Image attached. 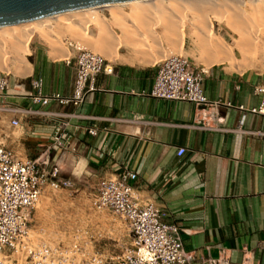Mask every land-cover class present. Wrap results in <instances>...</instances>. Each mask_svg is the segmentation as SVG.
<instances>
[{
	"label": "crops",
	"instance_id": "0c3cea01",
	"mask_svg": "<svg viewBox=\"0 0 264 264\" xmlns=\"http://www.w3.org/2000/svg\"><path fill=\"white\" fill-rule=\"evenodd\" d=\"M125 45L112 44L105 57L112 71L95 77L81 105H40L30 98L31 79L43 80L45 95L70 96L74 50L32 33L22 69L9 75L0 95L6 145L18 159L46 169L56 164L60 177L73 180L135 171L139 199L153 201L165 212L162 220L180 228L188 264H264V116L249 111L260 101L254 86L264 81V66L210 65L204 104L158 99L149 92L163 57L152 60ZM60 117L69 119L75 151L51 149ZM15 118L18 127L10 124ZM91 124L96 135L82 129ZM178 147L186 149L181 156Z\"/></svg>",
	"mask_w": 264,
	"mask_h": 264
},
{
	"label": "built area",
	"instance_id": "2783aa9c",
	"mask_svg": "<svg viewBox=\"0 0 264 264\" xmlns=\"http://www.w3.org/2000/svg\"><path fill=\"white\" fill-rule=\"evenodd\" d=\"M63 43L74 50L71 95H45L43 80L32 78L30 98L33 103L47 105L54 101L79 106L93 89L95 77L112 71L100 53L68 38ZM206 73V68L195 67L187 56L170 54L158 62L149 94L158 99L207 103L203 91ZM9 75V72H0V95L9 87ZM254 92L260 96V101L249 111L264 116V81L254 86ZM238 108L245 111L241 104ZM10 124L18 127V118L11 119ZM69 126V119L65 117H60L53 125L51 149L57 154L75 151V134L69 131ZM82 129L90 135H96L98 130L96 124L82 126ZM185 151L184 147H178L176 154L181 156ZM136 178L135 171L124 170L117 176L102 177L96 184L94 207L118 215L131 234V243L112 260L107 261L97 254L79 260L73 249L34 245L29 239L28 224L44 187L70 188L74 183L70 178L60 177V167L56 164L46 169L35 159H18L0 131V264H188L180 228L174 222L163 221L165 212L153 201L139 199L131 184Z\"/></svg>",
	"mask_w": 264,
	"mask_h": 264
},
{
	"label": "rangeland",
	"instance_id": "374dc122",
	"mask_svg": "<svg viewBox=\"0 0 264 264\" xmlns=\"http://www.w3.org/2000/svg\"><path fill=\"white\" fill-rule=\"evenodd\" d=\"M157 1L161 4L170 3L169 5L175 8L172 6L171 11L158 10L159 12L152 9L146 15L142 14L141 18L132 15L130 2H126L109 8H97L90 16H84L85 12H79L80 24L82 26L89 24L86 25L84 32L81 28L78 30V27L68 29L67 25L62 24L56 18H45L43 28L33 30L32 33L38 32L45 36L54 48L65 50L63 40L68 38L80 42L104 57H111L112 44L116 47L118 40L128 39L126 41L128 48L138 54L154 55L155 57H151L152 60L177 53L187 56L193 63L206 69L220 62H228L230 66L235 65L239 68L264 66V10L263 14L259 15L254 9L256 3L261 0H212L217 5L209 4L207 1L196 2V4L189 2L191 5L182 0ZM113 13H116V21L112 19ZM217 16H220V20L216 18ZM168 17L169 20L175 22L174 26L177 22L179 25L180 21H183L182 44L171 36L172 34L175 36V31L174 33L169 31L172 32L174 29L170 30V27L165 25ZM127 18H132V21L126 22ZM113 20L116 23H113ZM226 20L231 25L226 24ZM208 23L212 26L214 41L216 44L218 42L226 53L228 52L226 55L229 59L225 57L224 60L219 61L218 55L211 52L209 43H214V41L207 39L204 35ZM102 24L111 31V34H107L108 38L100 34ZM175 27L179 31V28ZM114 28H119L122 34L116 36ZM102 38L104 42L101 41ZM2 42L0 72L18 74V71L22 69L24 62L22 58L27 49L22 51L19 46L17 49V46L9 40L3 39ZM236 42L244 45L243 54L238 51L236 45L234 46ZM229 53H231V58ZM71 180L74 184L70 188L44 187L31 213L28 224L29 239L34 245L46 244L73 249L79 260L89 259L97 254L110 261L121 254L123 249L131 243L128 226L122 218L111 211L98 210L94 207L96 181Z\"/></svg>",
	"mask_w": 264,
	"mask_h": 264
},
{
	"label": "bare ground",
	"instance_id": "6f19581e",
	"mask_svg": "<svg viewBox=\"0 0 264 264\" xmlns=\"http://www.w3.org/2000/svg\"><path fill=\"white\" fill-rule=\"evenodd\" d=\"M168 1V0H167ZM180 1V0H179ZM183 2H186V4H192V3H194V4H196V2H205V1H207V3L209 2V4L211 3H214V4H216L217 5V3H215L214 1H212V0H182ZM174 2H176V1H174ZM188 2V3H187ZM190 2V3H189ZM217 2V1H216ZM258 2V1H257ZM260 2L262 3V4H260ZM260 2H258V3H256L257 5H255V7H254V9H255V11L259 14V15H262L263 14V10H264V0H261ZM226 3V2H225ZM123 4V3H122ZM130 6H131V11L130 12H132V15L134 16H140L141 18H142V14H145L146 15V13H148L150 10H152V9H156L157 11L158 10H161V11H171L170 9H171V7L173 6V5H169V4H167V3H165V4H167V5H165V4H161L159 1H157V0H134V1H130ZM190 4V5H191ZM193 4V5H194ZM230 4V3H229ZM116 5H118V4H112V5H108V6H105V7H110V6H116ZM176 5V4H175ZM192 5V6H193ZM221 6V5H220ZM227 6V5H226ZM174 7V6H173ZM103 8V7H102ZM175 8V7H174ZM221 8V7H220ZM96 9L97 8H84V9H79V10H75V11H71V12H67V13H63V14H59V15H56V16H53V17H49V18H56L57 20H59V22H61L62 24H65V25H67L68 26V29L69 28H77L78 30L81 28L82 30H83V32L85 31V27H86V25L88 24H85V25H81L80 24V22L81 21H79L80 19L78 18L79 17V12H85L84 13V16H90L91 14H94V12L96 11ZM229 9V8H228ZM155 12V11H154ZM159 12V11H158ZM229 12V11H228ZM166 13V12H165ZM236 13V12H235ZM96 14V13H95ZM114 14V15H113ZM111 16L113 17L112 19H117V16L115 15L116 13H113ZM129 14H131V13H129ZM144 15V16H145ZM116 16V17H115ZM223 16V15H222ZM221 16V17H222ZM233 16V15H232ZM235 16V15H234ZM257 16V15H256ZM92 17H94V16H92ZM167 17V16H166ZM215 17V16H214ZM239 17V16H238ZM264 17V16H263ZM118 18H120L119 16H118ZM126 18V17H125ZM125 18H123L124 20H125ZM217 19H219L220 20V16L218 17H216ZM227 18V17H226ZM231 18V17H230ZM235 18V17H234ZM243 18V17H242ZM253 18V17H252ZM132 18H127L126 19V22H130V21H132L131 20ZM139 19V18H138ZM165 19V18H164ZM176 19V18H175ZM232 19V18H231ZM114 20H113V23H116V22H114ZM258 20V19H257ZM116 21V20H115ZM118 21V20H117ZM175 21V20H174ZM178 21V20H177ZM238 21H240V20H238ZM192 22V21H191ZM232 22V21H231ZM94 23H96V22H94ZM174 23L175 22H173L172 20H169V17L166 19V23H165V25H167V26H169L170 27V30H171V28H173L174 30H172V32L171 31H169L170 33H174V31H175V36L172 34L171 36L172 37H175V40L176 39H178V41H179V43H181L182 44V42H183V37H184V32H183V21L181 20L180 21V24L178 25V22H177V24L175 25V26H177L178 28H179V31H178V29H176V27L174 26ZM228 23V21L226 20V24ZM229 25H231L230 23H228ZM45 25V23H44V19H41V20H37V21H32V22H27V23H11V24H4V25H0V46H2V44H3V42H2V40L3 39H5V40H9V41H12L13 43H14V45H16L17 46V49H18V46L21 48V50L23 51V50H25V49H27V41H28V39H29V36L32 34V32H33V30H41L42 28H43V26ZM133 25V24H132ZM174 27H173V26ZM240 25V24H239ZM172 26V27H171ZM228 26V25H227ZM45 27H47V26H45ZM101 31H100V34H101V36L102 37H107V34H111V31L106 27V25H103L102 24V26H101ZM81 30V31H82ZM167 30V29H166ZM169 33V34H170ZM139 35H140V33H139ZM204 35L206 36V38L208 39L209 38V40H212V41H214V36H213V31H212V26H211V24L210 23H208L207 24V26H206V32H204ZM110 36V35H109ZM170 36V35H169ZM104 38H102L101 39V41L102 42H104ZM108 38V37H107ZM129 38V37H128ZM205 38V37H204ZM128 39H126V41H127ZM105 41H107V39L105 40ZM110 41V40H109ZM126 41H120V40H118V42L116 43V45H122V44H127V42ZM237 41V40H236ZM240 41H241V39H240ZM97 42V41H96ZM102 42H100V43H102ZM122 42H124V43H122ZM250 42V41H249ZM106 43H108V42H106ZM203 43H204V41H203ZM248 43V42H247ZM104 43H102V45H103ZM112 44V43H111ZM209 44H211V46H210V49H211V52L213 53V52H215L217 55H218V60L220 61V60H224L225 59V57H228L226 54L228 53H226L225 51V49L224 48H222V46H220V45H218V42H217V44H216V41H214V43H209ZM106 45V44H105ZM203 45V44H202ZM206 45H208V44H206ZM237 46L238 48V51H240L241 52V54H243V52H244V45L243 44H241V42H236V44H234V46ZM250 45V44H249ZM218 46H220V47H218ZM235 46V47H236ZM247 46V45H246ZM203 47H205V46H203ZM1 48V47H0ZM18 52V51H17ZM211 52H209V54L211 53ZM230 54V58L232 57L231 56V53H229ZM224 55H226V56H224ZM219 57H220V59H219ZM224 57V58H223ZM164 58V57H163ZM227 59H229V57L227 58ZM22 60H23V58H22ZM162 60V59H161Z\"/></svg>",
	"mask_w": 264,
	"mask_h": 264
},
{
	"label": "water",
	"instance_id": "95a60500",
	"mask_svg": "<svg viewBox=\"0 0 264 264\" xmlns=\"http://www.w3.org/2000/svg\"><path fill=\"white\" fill-rule=\"evenodd\" d=\"M134 0H0V25L27 23L84 9Z\"/></svg>",
	"mask_w": 264,
	"mask_h": 264
}]
</instances>
